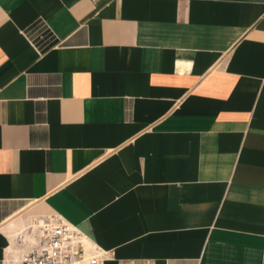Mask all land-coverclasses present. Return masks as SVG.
<instances>
[{
	"label": "crops",
	"instance_id": "crops-1",
	"mask_svg": "<svg viewBox=\"0 0 264 264\" xmlns=\"http://www.w3.org/2000/svg\"><path fill=\"white\" fill-rule=\"evenodd\" d=\"M52 213L103 264H264V0H0V264Z\"/></svg>",
	"mask_w": 264,
	"mask_h": 264
},
{
	"label": "built area",
	"instance_id": "built-area-1",
	"mask_svg": "<svg viewBox=\"0 0 264 264\" xmlns=\"http://www.w3.org/2000/svg\"><path fill=\"white\" fill-rule=\"evenodd\" d=\"M15 253L16 264H103L111 251L77 224L52 213L33 218L19 234Z\"/></svg>",
	"mask_w": 264,
	"mask_h": 264
}]
</instances>
